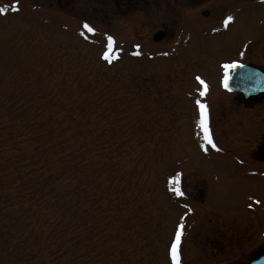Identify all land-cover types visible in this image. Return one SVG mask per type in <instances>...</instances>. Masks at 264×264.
Returning a JSON list of instances; mask_svg holds the SVG:
<instances>
[{
	"label": "rangeland",
	"instance_id": "rangeland-1",
	"mask_svg": "<svg viewBox=\"0 0 264 264\" xmlns=\"http://www.w3.org/2000/svg\"><path fill=\"white\" fill-rule=\"evenodd\" d=\"M219 3L0 0V264H172L179 223L180 264L264 251V95L221 67L264 72V0Z\"/></svg>",
	"mask_w": 264,
	"mask_h": 264
},
{
	"label": "snow or ice",
	"instance_id": "snow-or-ice-1",
	"mask_svg": "<svg viewBox=\"0 0 264 264\" xmlns=\"http://www.w3.org/2000/svg\"><path fill=\"white\" fill-rule=\"evenodd\" d=\"M11 7H12L13 10H16V4L15 3H13L11 5ZM4 13H5V10L3 8H0V15H3ZM233 19H234V17H232L231 15L226 16L223 19L224 26L227 27L229 25V23ZM83 28L86 29V31L89 32V33L94 32V29L92 27H90L87 23H85L83 25ZM107 41H108L107 48L111 49L112 44H113L112 37L108 36L107 37ZM103 58L105 60L109 59L108 52H105ZM221 67L224 69V83H225V86L227 87V80L229 78L228 70L229 69H233L234 70V69H236L238 67H243V65L237 64L236 62H232L230 64L229 63H225ZM196 79L206 89L205 82L199 76H197ZM203 95H204V92L201 91L200 92V96H203ZM196 104H197V107H198L199 112H200L199 120L197 122L198 126L203 131L204 139L207 141V143L213 149H215L216 145L212 141V138H211V135H210V130H209V127H208V115H207L206 106L200 100H197ZM202 147H203V145H202ZM179 181H180V174L177 173L176 176H174L172 178V180H171V183L174 185V187L172 188V191L176 194V196H183L184 193L181 191V189L178 186L179 185ZM181 220H183V217H181ZM183 229H184L183 223H179L176 226V229H175V236H174V239L171 242V246H170V250H169L170 251V257H171V260H172V264H180V257H179V254H178V247H179V245L181 243V239H182V236H183Z\"/></svg>",
	"mask_w": 264,
	"mask_h": 264
},
{
	"label": "water",
	"instance_id": "water-1",
	"mask_svg": "<svg viewBox=\"0 0 264 264\" xmlns=\"http://www.w3.org/2000/svg\"><path fill=\"white\" fill-rule=\"evenodd\" d=\"M228 90L241 93L245 100L262 94L264 93V74L251 66L238 67L229 79ZM247 264H264V253Z\"/></svg>",
	"mask_w": 264,
	"mask_h": 264
},
{
	"label": "flooded vegetation",
	"instance_id": "flooded-vegetation-1",
	"mask_svg": "<svg viewBox=\"0 0 264 264\" xmlns=\"http://www.w3.org/2000/svg\"><path fill=\"white\" fill-rule=\"evenodd\" d=\"M230 1V0H228ZM179 2L182 5V10L188 9L190 6L194 7L195 9V14L201 12L202 16H212L216 17L220 11L219 6H223V4L219 3V0H179ZM191 8V7H190ZM184 10V11H185ZM215 12L217 15L215 16ZM221 12H224V6ZM220 12V13H221ZM186 18V17H185Z\"/></svg>",
	"mask_w": 264,
	"mask_h": 264
},
{
	"label": "trees",
	"instance_id": "trees-1",
	"mask_svg": "<svg viewBox=\"0 0 264 264\" xmlns=\"http://www.w3.org/2000/svg\"><path fill=\"white\" fill-rule=\"evenodd\" d=\"M48 183V182H47Z\"/></svg>",
	"mask_w": 264,
	"mask_h": 264
}]
</instances>
